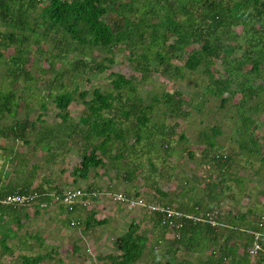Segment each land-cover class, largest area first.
I'll return each mask as SVG.
<instances>
[{
    "label": "trees",
    "instance_id": "trees-1",
    "mask_svg": "<svg viewBox=\"0 0 264 264\" xmlns=\"http://www.w3.org/2000/svg\"><path fill=\"white\" fill-rule=\"evenodd\" d=\"M12 47L14 54L10 56L4 73V76L11 77V82L8 87L0 88V114H12L13 109L21 108L18 107L20 102H14L21 97L17 94V85L22 75L31 78L28 68L31 70L41 62L38 59L27 61L30 51H36L39 58L47 55L45 61L49 67L41 70L54 75L49 83L53 84L51 91L47 94L52 99L43 105L39 103L37 122L40 130L36 145L41 147L48 139L55 140L59 147H64L68 140L84 144L80 166L73 173L75 181L87 179L93 168H108L106 173L109 170L114 172L108 188L82 190L114 191L112 183L119 185L124 178L132 182L129 186L133 187L142 170L138 161L146 157L153 171L143 174V181L149 180L144 188L147 194L143 195L149 203L187 214L216 210L221 213L217 218L223 227L216 230L210 225L194 224L184 219L181 228H171L162 223V214L146 212L154 226L160 229L162 239L151 245L149 233L140 232V226L134 223L116 244L119 254L110 257L111 264H137L150 255L156 262L168 257V264H179L177 254L180 252L186 255V258L182 257L181 264H188L185 261L190 254H196L200 259L196 264H234L236 261L238 264H264V256L252 257L249 253L255 241L250 232L264 231V146L258 137L259 132L264 131V121H261L264 115V82L258 83L264 80V0H0V62L5 57L2 49ZM119 51L128 53L133 76L110 73ZM215 61H220L225 69L219 78L215 76V73H221L215 69ZM178 62H181L180 66ZM185 72L199 74L192 102L176 88L165 90L156 97L154 78L184 79ZM105 73L111 80L112 90L95 88L90 92L84 89L86 83L93 84V74ZM71 76L72 79L69 78ZM145 83H149L151 88V96L147 99L141 98V91L137 88V85ZM30 88L22 89V93H26L22 97H31L28 94ZM90 95L92 97L88 100ZM208 97L221 102L217 106L219 109L228 108L227 112L237 115L233 131L238 136L237 144L221 145L218 138L225 135L224 131L219 125L205 123L206 120L200 121L206 127L199 131L193 147L185 133L176 139L181 123L193 115L191 109L197 116L205 113ZM79 99L86 110L78 118H73L70 108ZM22 100L26 111L30 112L28 103L31 99ZM50 103L54 104L56 117L61 120V124L53 129H49L45 119L51 112ZM160 106L164 107L161 112ZM161 113L163 119L160 118ZM156 116L158 120L155 121ZM70 121L75 122L70 125ZM79 122L85 123V132H80L79 136L76 132L69 133V127L76 128ZM21 125L20 130L24 133L32 125L36 128L32 121ZM173 143H184L180 155H188L192 165L199 161V165L189 166L191 172L198 178L204 177L206 183L207 177L218 173L222 178L218 184L201 185L199 182L193 184L189 179L182 180L180 176L185 169L178 162ZM138 146L144 148L137 149ZM244 157L246 162L240 166L239 162ZM154 158L158 164L170 165L171 173L165 176L163 168L160 170L151 163L155 162ZM246 165L255 171V184L239 176ZM236 169L240 171L234 172ZM154 173L172 182L177 183L178 180L175 197L160 182L150 180ZM230 173L237 177L234 182L240 191L231 198L241 206V199L247 200V207L253 205L252 200L256 204L246 214H236L234 210L224 214L219 207L207 209L204 204V201L208 202L207 198L211 203L215 200L220 202L222 191L228 187L224 183L229 181ZM199 187L206 190L200 196L201 192L196 194L195 191ZM181 189L196 194H191V203L197 199L199 202L190 205L183 197L179 200ZM36 190L46 194H63L66 191ZM129 190L121 192L130 198L140 197V192L131 194ZM251 190L254 193L249 197ZM152 192L165 202L152 200ZM250 214L257 218V228L256 225L251 226V222L245 230L237 226L236 222L247 225ZM222 238L224 243H221ZM216 241L218 244L215 245ZM230 256H233L232 261Z\"/></svg>",
    "mask_w": 264,
    "mask_h": 264
},
{
    "label": "crops",
    "instance_id": "crops-1",
    "mask_svg": "<svg viewBox=\"0 0 264 264\" xmlns=\"http://www.w3.org/2000/svg\"><path fill=\"white\" fill-rule=\"evenodd\" d=\"M18 107H21L20 104ZM17 109H13L12 114H0V194L17 188L103 190L111 185L110 178H114V172L109 170L106 173L108 168H93L87 179L75 181L73 173L80 166L84 144L68 140L69 143L64 147H59L55 140L48 139L44 145L38 147L36 136L40 126L37 120L34 121L35 116ZM27 121L36 124V128L34 129L32 125L24 133L20 128L21 124ZM46 124L49 129H53L54 126L61 124V120L53 122L47 120ZM123 180L119 185L111 182L118 192L127 190L130 188L129 185L133 184L125 178ZM190 182L193 183L192 180ZM143 190L146 194L147 190ZM189 192L190 190L181 189L178 193L183 198L179 197V200L182 198L190 205L198 203L199 201L194 200L190 202ZM139 196L143 197V193ZM209 200V198L208 202L203 200L207 209L215 208V204L219 202L215 200L211 203ZM48 201L51 202V199ZM250 208L252 207L243 211L231 207L237 210L236 214H246ZM222 213L227 214L228 210ZM251 215L247 218L249 220H245L247 225L236 222L237 226L245 230L251 222L250 225H256L257 228L258 220ZM73 223L76 224L72 225ZM134 223L140 226V232L149 233L151 245L162 239L161 233L158 234L160 229L150 221V214L140 209L130 211L123 205H114L107 197L96 200L90 208L79 204L72 211L63 204H51L47 209L39 206L29 208L0 206V264H111L110 257L119 254L116 244ZM181 254V252L177 254L179 264L182 257L186 258V255ZM195 255L193 257L190 254L185 262L200 263V259ZM167 259L168 257L161 258L156 262L150 255L137 264H168ZM229 259L232 261L233 256Z\"/></svg>",
    "mask_w": 264,
    "mask_h": 264
},
{
    "label": "rangeland",
    "instance_id": "rangeland-1",
    "mask_svg": "<svg viewBox=\"0 0 264 264\" xmlns=\"http://www.w3.org/2000/svg\"><path fill=\"white\" fill-rule=\"evenodd\" d=\"M2 51L5 54V57L0 62V88H5V87H8L10 82H11V77L8 78L6 75L4 76V73H5V71H7V64H9V62H10L9 61L10 56L14 54V48L12 47L10 49H8V48L2 49ZM95 55H97V54L95 53ZM46 57H47V55H43L42 57L39 58L38 53L36 51H34V50L30 51L29 55L26 57V59H28L27 61L33 60V59H38L41 62L39 63L38 66H33L31 68V70L28 68V71L31 72V78L30 77L24 78V76L22 75L21 81L17 85V90H18L17 94H21V97L24 96V94H26V93H22V89H24V87H26V86L32 87V88H30V90L28 92L29 96H31V97H26V96H25V98L22 97V99H31V101L28 103V105L31 107L30 112L26 111L27 108L25 107V105H24L25 103L23 102L21 97H20V100L18 99L17 101H14V102H17V103L20 102V105H22L20 108V110H22V113H25V114L27 113V114H30L32 116H35L34 121L37 120L38 115L40 113L39 103L41 105H43V104H46L47 100L51 101V99H52V98L49 99L47 94L49 93V91H51L50 87L53 84L51 85L49 83L52 82L54 75L50 72H44V70H41V68L46 70L49 67L48 62L45 61ZM100 60H102V59H100ZM115 62L116 63L114 64V66H112V68L110 69V73L116 72V73L126 75L127 77L133 76L134 71L132 69L131 62L128 60V53L119 51V55L116 58ZM180 64H181V62H178L179 66H180ZM27 66H30V65H27ZM214 67L216 70H219L221 72V73H215L216 78H219L221 75H224L225 69L222 66V63L220 61H215ZM160 77L161 76L157 77L158 79L154 78V81H153V82H156L155 85L157 86V88H156L157 92L154 93L155 95H157L156 97H160L161 94L163 93V91H165V90L172 91L174 88H176V89L180 90L181 92H183V94L186 97V100H188L189 102H192V99L195 95L194 94L195 85H196L195 80L199 77V74H192L189 72H185V78L184 79H178V80H176L175 78H172L171 80L170 79L165 80V79L160 78ZM69 78L72 79V76ZM78 78L81 81L82 77L80 76ZM92 82H93V84L92 83H86V86L84 87V89L90 90V92H93V90L95 88H101L104 91L113 89L112 85H111V80L109 79V76H108V73L101 74V75L93 74ZM150 82L152 83V80ZM263 82H264V80L258 81V83H260V84ZM202 86L204 87V85H202ZM137 88L139 89V91H141V94H140L141 98L147 99V97L149 98V96H151V92H150L151 88H150L149 83L139 84V85H137ZM202 90L203 89L201 88V91ZM203 91H205V89ZM262 92L264 93V91H262ZM55 93H56V91H55ZM76 96L78 97L77 93H76ZM91 97H92V95H90L89 98H87V99L90 100ZM200 99L202 100L201 97H200ZM208 99L209 100H206V104H205V111H204L205 113H203L202 115L197 116L195 114L196 111L194 109L190 110L193 115H191L187 119V121H183L181 123L182 126L179 129H177L176 139L179 140L180 135L182 133H185L186 136L192 141V147H193L194 146L193 142H195V138L198 135L199 131L202 128L206 127L205 125H202L200 123V121L206 120L205 123L207 122L211 126L219 125L220 128L224 131L225 135L218 138V141L221 145H226V147H227V144H229V146L233 145V144H237L236 140H238L237 139L238 136L236 137V135L234 134L235 132H233L234 131V123H235V120L237 119V115L232 114L231 112L229 113V111L227 112L228 108L226 110L219 109L217 106H220L221 102L219 100H217L215 97H208ZM234 101H238L237 98H234ZM49 106L51 108V112H50L47 120L52 121V122L53 121H59V118L56 117V113H55L56 109H55L54 104L50 103ZM227 107H229V105ZM85 110H86V107L84 106L83 101L80 99H79L78 103H74L70 108V112H71L73 118H75V117L78 118L82 114V112ZM163 110H164V107L160 106V112ZM208 111L211 112V113H209V115H207ZM195 116H197V117H195ZM160 118L163 119L162 113L160 115ZM156 120H158L157 116L155 117V121ZM261 121H264V115L261 117ZM74 122L70 121L69 124L72 123V125H73ZM84 124L85 123H80L81 127L78 124L79 126L76 125V128H73L70 126L68 129V132L69 133H70V131L76 132L79 136L80 132H83V133L85 132L84 131L85 130ZM37 130H40V129H37ZM233 136H235L236 138ZM258 137L260 140V144H262V146H264V131L259 132ZM183 144L178 145L177 143H173V146L176 147L175 150L177 152L175 154L178 157V162L181 163V165H183V168L185 169L184 170L185 172L183 173V175L180 176V178H182V180L189 179V180H192L194 183L199 182V184L204 185L206 183V181H204L205 179H203L204 177L198 178V175L191 172L190 167H189L190 165L191 166H197V164L199 165V161L195 162L196 165H194V164L192 165L191 164L192 162L191 161L189 162L188 155L184 154L183 157L180 155L183 152V150H182ZM144 146H138L137 149L138 148H144ZM145 151H146V149H145ZM131 155H133V152ZM198 158L201 159V156L198 155ZM154 159H155V162H151V163L155 164L156 167L159 169L163 168V173L165 176L171 173V171L169 170L170 165L168 166L167 164H163V163L158 164L157 159L156 158H154ZM208 160H210V159H207V161ZM245 160H246L245 157L240 160L241 161V162H239V163H241L240 166H242V164H245V162H246ZM138 163H139L138 166H140V168L142 169L140 172L139 180L135 182V185L133 187H130L127 189H130L129 191L131 192V194L141 190L139 192L143 193V195L146 196L145 195L146 191L143 189L145 187H147L149 180L145 179V181H143V174L145 176L147 174V172L150 170V163H148V160L146 159V157H144V158L142 157V159H140L138 161ZM174 166L175 165H173V167ZM200 166H201V164H200ZM177 167L178 166L176 165L175 168H177ZM255 167L258 168V165L255 164ZM251 168L252 167H250V165H246L244 170L240 171V170L236 169V171H234V172L240 171L239 176H241L243 180L249 179V180H252L255 184L257 181V179H256L257 177H255V171H253ZM256 168L254 170H256ZM149 172L151 173L153 171L150 170ZM211 175H212L211 177H207L208 179H207L206 184H211V183L212 184L213 183L218 184V181H220L222 179L218 176V175H220L218 173H215V174L213 173ZM152 177L154 179L151 178L150 179L151 181L154 182L156 180L157 182H160V185L162 187H165V189L167 191L173 192V194H172L173 197L176 196V192H174V191H177V189H178V188H176L178 185V180H177V183L172 182L173 180L168 179V178H161L159 174H155V173L153 174ZM229 177H230L229 181L224 183V180H223V182H222V184L224 183V185H226V186L228 185V187L227 188L225 187L224 191H222L223 193L221 194L220 202H218V204H215V207L221 208L222 212H224V211L227 212V210H235V209H231V207H234V208L237 207V209L240 208L243 211H245L248 208L247 207L248 206L247 200L244 201V199H241L243 201L242 206H244V207H242L240 204L237 205L235 203L236 202L235 198L233 200L234 202H232L231 196L235 197L238 193H240V191L238 188H236V185H235L236 183L234 182V179L237 178L235 176V174L230 173ZM199 179H202V180H199ZM212 184H211V186H213ZM135 186H137V187H135ZM252 189L256 190V187L252 188ZM118 190H119V188H118ZM195 191H197L196 194L198 192H201L199 194V196H200L206 190L203 191V189H201L199 187ZM113 192H118V191L114 190ZM213 192H216V191H213ZM245 192H246V189H245L244 193ZM189 193L192 194L193 196L196 195L192 192H189ZM248 193H249V197H251V196H253L254 191L251 190ZM148 194H150L149 191H148ZM150 196L152 197V200H154L155 202H159V203L165 202V201H160L163 199L160 198L158 196V194H155V192H152V195H150ZM180 197H182V195H180ZM196 201H198V199ZM252 202H253V200H252ZM254 205L256 206V204H253V205H251V207H253ZM235 211H237V210H235ZM158 234H159V231H158ZM216 244H218L217 241H216L215 245Z\"/></svg>",
    "mask_w": 264,
    "mask_h": 264
},
{
    "label": "built area",
    "instance_id": "built-area-1",
    "mask_svg": "<svg viewBox=\"0 0 264 264\" xmlns=\"http://www.w3.org/2000/svg\"><path fill=\"white\" fill-rule=\"evenodd\" d=\"M17 188L13 193L0 195V206L29 208L39 206L47 209L51 204H63L68 210H73L76 204H82L85 208H90L96 200H103L107 197L114 205H123L130 211L140 209L144 212L162 214V223L171 228H181L182 220L191 221L194 224L210 225L212 228L222 229V223L217 218L221 214L218 210L212 212H199L197 214H187L171 207L161 204L149 203L146 198L140 196L130 198L122 192H86L82 189H68L63 194L53 192L51 194L42 193L37 190L26 191ZM87 199L85 200V198ZM51 199V202L47 201ZM180 221V222H178ZM73 223L72 225H75ZM78 225V224H77ZM254 236V243L250 247L249 253L252 257L264 256V231L250 232ZM224 243V239H221Z\"/></svg>",
    "mask_w": 264,
    "mask_h": 264
}]
</instances>
